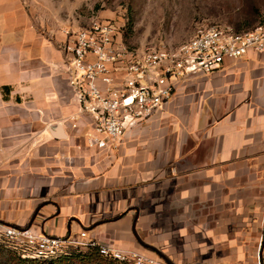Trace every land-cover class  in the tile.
Wrapping results in <instances>:
<instances>
[{
    "label": "crops",
    "instance_id": "1",
    "mask_svg": "<svg viewBox=\"0 0 264 264\" xmlns=\"http://www.w3.org/2000/svg\"><path fill=\"white\" fill-rule=\"evenodd\" d=\"M55 6L0 0V222L59 238L85 231L84 241L172 264L256 250L264 52L177 80L117 146L89 147L94 116L80 110L63 49L84 25Z\"/></svg>",
    "mask_w": 264,
    "mask_h": 264
},
{
    "label": "built area",
    "instance_id": "2",
    "mask_svg": "<svg viewBox=\"0 0 264 264\" xmlns=\"http://www.w3.org/2000/svg\"><path fill=\"white\" fill-rule=\"evenodd\" d=\"M63 49L67 81L80 110L94 116L87 145L115 147L130 122L146 120L171 97L177 80L211 72L225 58H237L249 50L264 52V22L242 31L228 25H209L175 46L137 48L123 40L121 25L95 16L72 35ZM0 235L23 257L33 259L48 260L63 253L68 245H75L98 246L103 256L118 261L167 264L84 241L81 238L85 231H80L78 238H59L0 222Z\"/></svg>",
    "mask_w": 264,
    "mask_h": 264
},
{
    "label": "rangeland",
    "instance_id": "3",
    "mask_svg": "<svg viewBox=\"0 0 264 264\" xmlns=\"http://www.w3.org/2000/svg\"><path fill=\"white\" fill-rule=\"evenodd\" d=\"M63 15L70 9V22L85 25L99 17L121 25L123 40L137 48L175 46L209 25H228L248 30L264 21V0H54ZM5 91V89H3ZM258 243L264 239L258 236ZM259 243V244H260ZM254 251H223L222 259L206 257L196 264H264V248ZM14 245L0 235V264H33L22 259ZM264 246V245H263ZM90 249L68 245L45 264H134L108 257L92 261ZM26 260V261H25ZM202 262V263H201ZM172 264L171 262H166ZM137 264V263H136ZM140 264H148L146 262ZM195 264V263H194Z\"/></svg>",
    "mask_w": 264,
    "mask_h": 264
},
{
    "label": "trees",
    "instance_id": "4",
    "mask_svg": "<svg viewBox=\"0 0 264 264\" xmlns=\"http://www.w3.org/2000/svg\"><path fill=\"white\" fill-rule=\"evenodd\" d=\"M262 22H264V21H262ZM262 22H260V23H262ZM259 24V23H258ZM237 31V30H236ZM3 89H7V88H3ZM18 253H19V255H20V257L22 258V259H26V260H29L30 259V262L32 261V263L33 264H45L48 260H39V259H33V258H29V257H23L22 255H21V252L18 250V249H16V248H14ZM87 249H90V255H91V259H92V261H95V260H97V261H99V260H101L102 259V257H106V256H103L100 252H99V247L98 246H89V247H87ZM160 253V252H159ZM111 259V258H110ZM25 260V261H26ZM112 260V259H111ZM122 262V261H121Z\"/></svg>",
    "mask_w": 264,
    "mask_h": 264
},
{
    "label": "water",
    "instance_id": "5",
    "mask_svg": "<svg viewBox=\"0 0 264 264\" xmlns=\"http://www.w3.org/2000/svg\"><path fill=\"white\" fill-rule=\"evenodd\" d=\"M58 134H61V132H60V131H58Z\"/></svg>",
    "mask_w": 264,
    "mask_h": 264
}]
</instances>
